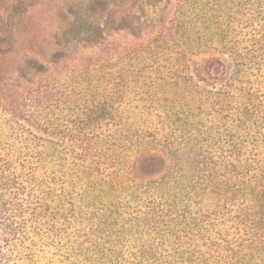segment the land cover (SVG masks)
<instances>
[{"label":"rangeland","instance_id":"obj_1","mask_svg":"<svg viewBox=\"0 0 264 264\" xmlns=\"http://www.w3.org/2000/svg\"><path fill=\"white\" fill-rule=\"evenodd\" d=\"M0 264H264V0H0Z\"/></svg>","mask_w":264,"mask_h":264}]
</instances>
